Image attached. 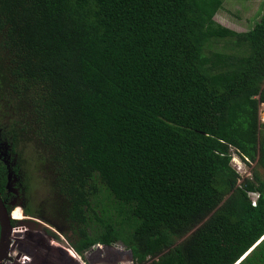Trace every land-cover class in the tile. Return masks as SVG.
Instances as JSON below:
<instances>
[{"label": "trees", "instance_id": "1", "mask_svg": "<svg viewBox=\"0 0 264 264\" xmlns=\"http://www.w3.org/2000/svg\"><path fill=\"white\" fill-rule=\"evenodd\" d=\"M223 1L0 0V119L45 154L77 254L264 264V9L236 32ZM231 150L255 163L239 185Z\"/></svg>", "mask_w": 264, "mask_h": 264}, {"label": "rangeland", "instance_id": "2", "mask_svg": "<svg viewBox=\"0 0 264 264\" xmlns=\"http://www.w3.org/2000/svg\"><path fill=\"white\" fill-rule=\"evenodd\" d=\"M263 9L264 0H224L214 20L236 32H246L259 19ZM223 45L224 42H219L216 48L230 52L229 48L223 49ZM258 119L260 124L264 123L263 103L258 105ZM6 123L0 119V163L7 176L4 202L11 210H20L25 218L11 223L13 231L9 237V258L4 264H134L129 250L120 242L106 247L96 244L81 255L75 253L67 239L71 233L61 220L52 216L57 207L55 195L49 187L47 167L39 162L45 154L32 142L19 143L13 152L6 134ZM230 166L239 175V185L243 179L252 178L255 163L242 159L231 150ZM260 174L263 176L261 170ZM248 196L252 204L256 202V193H248ZM47 220L56 222L64 230H58ZM181 240L177 239L175 243ZM150 261L148 259L144 264Z\"/></svg>", "mask_w": 264, "mask_h": 264}, {"label": "water", "instance_id": "3", "mask_svg": "<svg viewBox=\"0 0 264 264\" xmlns=\"http://www.w3.org/2000/svg\"><path fill=\"white\" fill-rule=\"evenodd\" d=\"M12 211L13 210H7L5 202L0 196V264H4L9 258V237L13 231L11 223L14 221L11 216ZM128 254L132 259L130 250L128 251Z\"/></svg>", "mask_w": 264, "mask_h": 264}, {"label": "flooded vegetation", "instance_id": "4", "mask_svg": "<svg viewBox=\"0 0 264 264\" xmlns=\"http://www.w3.org/2000/svg\"><path fill=\"white\" fill-rule=\"evenodd\" d=\"M11 216H12V219L14 220H22L23 218H25V216L20 212V210H17V208L13 209V211L11 212Z\"/></svg>", "mask_w": 264, "mask_h": 264}, {"label": "crops", "instance_id": "5", "mask_svg": "<svg viewBox=\"0 0 264 264\" xmlns=\"http://www.w3.org/2000/svg\"><path fill=\"white\" fill-rule=\"evenodd\" d=\"M98 245V247H100V246H104V245H100V244H97ZM123 245V244H122ZM104 247H106V246H104ZM76 253V252H75ZM75 255V254H74ZM76 256V255H75Z\"/></svg>", "mask_w": 264, "mask_h": 264}, {"label": "bare ground", "instance_id": "6", "mask_svg": "<svg viewBox=\"0 0 264 264\" xmlns=\"http://www.w3.org/2000/svg\"><path fill=\"white\" fill-rule=\"evenodd\" d=\"M11 240V239H10ZM9 253V252H8Z\"/></svg>", "mask_w": 264, "mask_h": 264}, {"label": "built area", "instance_id": "7", "mask_svg": "<svg viewBox=\"0 0 264 264\" xmlns=\"http://www.w3.org/2000/svg\"><path fill=\"white\" fill-rule=\"evenodd\" d=\"M254 204V203H253Z\"/></svg>", "mask_w": 264, "mask_h": 264}]
</instances>
